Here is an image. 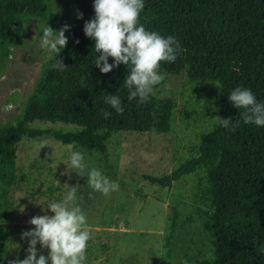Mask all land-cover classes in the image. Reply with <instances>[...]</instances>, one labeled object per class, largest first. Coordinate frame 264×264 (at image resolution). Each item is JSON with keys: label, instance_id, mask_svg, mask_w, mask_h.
Segmentation results:
<instances>
[{"label": "trees", "instance_id": "trees-1", "mask_svg": "<svg viewBox=\"0 0 264 264\" xmlns=\"http://www.w3.org/2000/svg\"><path fill=\"white\" fill-rule=\"evenodd\" d=\"M144 2L140 23L175 37L182 48L174 63L161 64V73H183L189 82L217 83L215 115L230 118L231 124L224 128L216 121L201 133L194 152L170 172L143 178L170 187L183 175L202 172L194 196L206 206L200 215L211 247L210 255L195 264H264V254L257 252L264 245V126L245 124L240 115L244 109L234 107L228 98L231 90L244 87L264 102V0ZM72 4L66 47L45 63L22 113L13 122L0 123V264H6L10 237L6 223L14 216L10 192L17 181L14 146L19 140L49 135L62 144L104 153L107 140L117 132L165 133L170 128L175 109L171 97L152 96L144 104L138 98L129 101L123 87L128 67L121 64L105 74L95 66L99 53L83 30L85 21L95 16L94 0H72ZM32 18L58 24L50 0H0V62L21 39L23 22ZM60 59L67 66L62 71L53 68ZM108 95L120 97L123 114L105 102ZM103 111L110 112V118L105 119ZM35 121L78 129L32 127ZM172 212L165 264L178 216L175 207Z\"/></svg>", "mask_w": 264, "mask_h": 264}, {"label": "rangeland", "instance_id": "rangeland-1", "mask_svg": "<svg viewBox=\"0 0 264 264\" xmlns=\"http://www.w3.org/2000/svg\"><path fill=\"white\" fill-rule=\"evenodd\" d=\"M50 6L57 12L58 24L51 26L38 18L24 21L21 39L0 62V123L13 122L22 113L27 96L53 54L40 47L37 33L42 36V29L48 25L59 31L71 23L72 0H50ZM217 89L215 82H189L183 73L166 75L156 91L175 102L169 130L117 132L107 140L104 153L62 144L49 135L19 140L14 146L17 181L10 192L14 216L6 223L10 236L6 264L17 256L26 257L28 242L21 235L34 227L30 219L52 215L50 210L46 212L47 203L62 200L70 187L76 186L75 203L86 214L85 227L92 235L87 264H165L172 207L178 216L169 264H195L210 255V235L203 229L200 215V209L206 206L194 196L197 176L202 172L183 175L170 187L151 184L143 175L168 173L194 152L201 133L216 123ZM31 125L51 130L78 129L64 123L35 121ZM72 151L84 153L88 168L95 167L117 181L119 190L107 197L93 192L87 177L79 176L65 163ZM37 249L47 255L39 244Z\"/></svg>", "mask_w": 264, "mask_h": 264}, {"label": "clouds", "instance_id": "clouds-1", "mask_svg": "<svg viewBox=\"0 0 264 264\" xmlns=\"http://www.w3.org/2000/svg\"><path fill=\"white\" fill-rule=\"evenodd\" d=\"M93 7L95 16L85 21L83 30L88 38L95 41L94 50L99 53L94 60L95 66L105 74L121 64L127 66L129 75L125 77L123 87L128 90V100L138 98L140 104L147 103L150 97L157 95L156 86L166 79L165 74L161 73V64L174 63L182 51L178 40L171 35L165 37L150 31L140 23L144 0H94ZM78 18L83 19V13H79ZM67 30L68 25L59 31L49 25L44 27L42 36L37 33L40 47L50 53H60L68 43L65 36ZM109 57L113 58L114 63H109ZM66 67L61 59L53 65L54 69L60 71ZM228 98L234 107L244 109L240 115L245 124L264 126V102H258L250 89L236 87L230 91ZM105 102L117 114H123L124 108L118 95H108ZM102 114L105 119L111 116L108 111ZM216 121L224 128L231 124L230 118L216 116ZM65 163L79 176L87 177V185L93 192L107 197L119 190L117 181L95 167L88 168L84 153L72 151ZM76 193L77 186L70 187L62 200L47 203L46 212L50 210L52 215H36L30 219L29 223L34 227L21 235L28 242L27 255L24 259L17 256L8 264H87V246L92 235L85 227L86 214L75 203ZM38 244L41 249L47 250V255L37 249ZM257 252L264 254V245Z\"/></svg>", "mask_w": 264, "mask_h": 264}]
</instances>
